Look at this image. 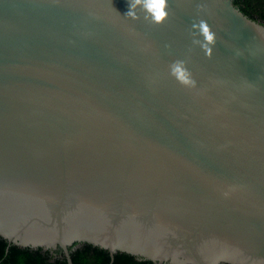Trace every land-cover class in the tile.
<instances>
[{
  "label": "water",
  "instance_id": "95a60500",
  "mask_svg": "<svg viewBox=\"0 0 264 264\" xmlns=\"http://www.w3.org/2000/svg\"><path fill=\"white\" fill-rule=\"evenodd\" d=\"M130 10L0 0V237L67 264L86 245L264 264V20L235 0H168L162 25ZM200 19L211 57L192 43Z\"/></svg>",
  "mask_w": 264,
  "mask_h": 264
},
{
  "label": "trees",
  "instance_id": "16d2710c",
  "mask_svg": "<svg viewBox=\"0 0 264 264\" xmlns=\"http://www.w3.org/2000/svg\"><path fill=\"white\" fill-rule=\"evenodd\" d=\"M235 4L250 17L264 20V0H235ZM72 260L73 264H153L122 253L112 258L109 252L89 245L75 249ZM0 264H67V261L52 259L49 252L40 250L8 248L7 242L0 237Z\"/></svg>",
  "mask_w": 264,
  "mask_h": 264
},
{
  "label": "clouds",
  "instance_id": "9594fccd",
  "mask_svg": "<svg viewBox=\"0 0 264 264\" xmlns=\"http://www.w3.org/2000/svg\"><path fill=\"white\" fill-rule=\"evenodd\" d=\"M130 11L126 13V17L133 20L140 19L138 9L144 13L143 19L151 24L162 25L168 18L169 12L168 0H129ZM190 34L193 37L192 43L198 45L206 56L211 57L213 54V46L216 42V34L211 29L206 20L200 19L193 22ZM199 37H202L201 40ZM170 47V45H169ZM169 74L181 86L189 89L197 87V81L194 79L192 72L187 67V61L176 59L169 64Z\"/></svg>",
  "mask_w": 264,
  "mask_h": 264
},
{
  "label": "flooded vegetation",
  "instance_id": "af4514ba",
  "mask_svg": "<svg viewBox=\"0 0 264 264\" xmlns=\"http://www.w3.org/2000/svg\"><path fill=\"white\" fill-rule=\"evenodd\" d=\"M51 258L54 259L53 257H51ZM56 259L64 260L65 258H63V257H58V258H56Z\"/></svg>",
  "mask_w": 264,
  "mask_h": 264
},
{
  "label": "rangeland",
  "instance_id": "374dc122",
  "mask_svg": "<svg viewBox=\"0 0 264 264\" xmlns=\"http://www.w3.org/2000/svg\"><path fill=\"white\" fill-rule=\"evenodd\" d=\"M255 18L259 19V17H257V16Z\"/></svg>",
  "mask_w": 264,
  "mask_h": 264
}]
</instances>
